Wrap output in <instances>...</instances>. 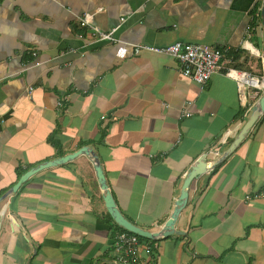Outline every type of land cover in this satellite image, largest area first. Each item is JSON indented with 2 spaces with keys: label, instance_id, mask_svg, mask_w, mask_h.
Wrapping results in <instances>:
<instances>
[{
  "label": "crops",
  "instance_id": "1",
  "mask_svg": "<svg viewBox=\"0 0 264 264\" xmlns=\"http://www.w3.org/2000/svg\"><path fill=\"white\" fill-rule=\"evenodd\" d=\"M263 1L0 0V198L33 166L88 146L122 213L158 231L205 155L178 232L140 237V259L264 264V113L215 163L264 93ZM85 12L128 42L224 49L222 67L202 88L170 55L120 57L80 23ZM120 227L80 154L0 199V264H116Z\"/></svg>",
  "mask_w": 264,
  "mask_h": 264
},
{
  "label": "built area",
  "instance_id": "2",
  "mask_svg": "<svg viewBox=\"0 0 264 264\" xmlns=\"http://www.w3.org/2000/svg\"><path fill=\"white\" fill-rule=\"evenodd\" d=\"M94 16L95 13L93 12H85L78 15V19L83 26L90 30L94 39L107 40L118 44L117 54L120 57L126 56L130 49L135 52L146 50L170 55L180 61L183 74L197 81L202 88H204L214 73L222 67L225 51L219 47L206 43H185L182 41H176L166 46L128 42L116 36L117 27L104 30L98 26L94 22ZM226 73L242 77V74L234 68H229ZM191 103L192 101H187L183 104L181 117L191 115ZM140 245L141 241L138 234L124 230L117 232L114 239V247L117 251L114 262L116 264H147L140 259Z\"/></svg>",
  "mask_w": 264,
  "mask_h": 264
},
{
  "label": "water",
  "instance_id": "3",
  "mask_svg": "<svg viewBox=\"0 0 264 264\" xmlns=\"http://www.w3.org/2000/svg\"><path fill=\"white\" fill-rule=\"evenodd\" d=\"M261 17H262V23L264 26V1H263L262 9H261ZM263 113H264V93L259 97L258 101L254 105L251 114L249 115L248 119L246 120L243 127L239 131L238 135L235 137V139L230 144V146L222 153L220 158L216 160L215 163H219L223 161L228 155H230L238 147V145L248 135L252 126L257 122V120L261 117ZM80 154H86L92 157L93 162H94V167L96 170V174H97V178H98V182L103 192V198L106 204V208L108 212L110 213L111 217L115 220V222L122 228L130 232L136 233L144 238H149V239H157L160 237H166V236H169V235H172L178 232L176 230V222L182 210L187 204L188 197H189L190 184L192 180L199 177L201 174H203L209 169V167L207 166V162L205 160V155H202L196 161V164L192 166L191 170L188 172L187 177L184 181L182 190H181V194L176 200L175 207H174V210L170 218L166 221V223L158 231L146 230L138 226L137 224L131 222L122 213V211L118 207L115 197L113 196L110 190L103 166L101 164V161L97 153L94 151L93 148L88 147V146H84L75 152H72V153L42 162L40 164H37L36 166H33L28 171H26L23 175H21L18 181L4 195H2L0 199H4L10 193L17 191L23 182L28 180V178H30L33 174L37 173L38 171L48 168L50 166H55L58 164L66 163L76 158Z\"/></svg>",
  "mask_w": 264,
  "mask_h": 264
},
{
  "label": "trees",
  "instance_id": "4",
  "mask_svg": "<svg viewBox=\"0 0 264 264\" xmlns=\"http://www.w3.org/2000/svg\"><path fill=\"white\" fill-rule=\"evenodd\" d=\"M121 229L120 230H124V231H128V230H126V229H124V228H122V227H120ZM141 238H143L142 236H140ZM145 239H147V238H145ZM148 240V239H147Z\"/></svg>",
  "mask_w": 264,
  "mask_h": 264
}]
</instances>
